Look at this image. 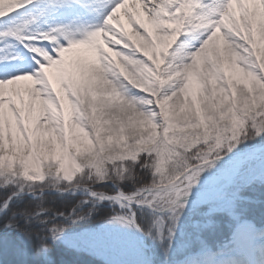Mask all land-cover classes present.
Wrapping results in <instances>:
<instances>
[{
  "label": "snow or ice",
  "instance_id": "obj_1",
  "mask_svg": "<svg viewBox=\"0 0 264 264\" xmlns=\"http://www.w3.org/2000/svg\"><path fill=\"white\" fill-rule=\"evenodd\" d=\"M33 3L0 0V18ZM76 5L95 11L100 22L33 32L34 16L0 31V188L17 189L0 212L26 188L32 192L34 182L63 177L88 189L82 180L120 184L135 181L138 169L151 180L136 191L109 196L88 189L90 195L171 213V246L193 190L204 184L193 207L211 205L205 217L226 212L243 219L249 242L264 237V225L244 219L255 203L245 193L264 186V0H60L62 7ZM224 157L230 193L216 182ZM256 158L261 166L247 169L246 160ZM46 211L20 216L47 225ZM57 215L66 223L49 227L53 241L84 219L75 210ZM109 223L152 234L134 212ZM154 226L159 230L163 220Z\"/></svg>",
  "mask_w": 264,
  "mask_h": 264
},
{
  "label": "rangeland",
  "instance_id": "obj_2",
  "mask_svg": "<svg viewBox=\"0 0 264 264\" xmlns=\"http://www.w3.org/2000/svg\"><path fill=\"white\" fill-rule=\"evenodd\" d=\"M34 16L36 17L35 22L28 24V29L33 32L47 31L49 28L58 25L70 26L75 31L78 28L94 25L100 22L101 19L95 11L86 10L78 5L62 7L60 6V0H34L33 4L0 18V31H6L10 27H23L24 22L31 20ZM124 26L128 32L134 31V25L130 24L127 19L124 21ZM82 54L86 55L87 53L82 52ZM9 63H16V61H9ZM258 149V147L251 148L247 151L256 152ZM223 160L224 163L217 162V167L221 169L216 177L217 187L223 189L226 193H230L234 185H229L223 176V169L229 163L227 157H224ZM45 163H47V160ZM261 163L262 161L258 158L246 160L247 169H257L261 166ZM64 164L66 167L71 168L72 160L65 157ZM48 182L65 183L66 188L73 186L72 183L65 181L63 177H59L49 178L43 184L34 182L33 187L42 186ZM90 182L95 183V181ZM93 185L97 184L88 185V189L98 191L92 188ZM205 187L206 185L201 184L193 190L187 207L183 210L176 227L173 229L171 246L167 238L168 229L172 224L171 213L167 211L154 213L151 212L152 209L138 205L134 201L131 202L134 206H131L129 210L126 207L121 209L115 202L111 200L100 201L98 198L92 197L88 189L80 187L83 192L88 194L81 199L80 204L104 205L110 210L109 216L102 223L92 228L72 234H64L60 241L76 252H83L98 259L102 264H206L209 260L213 261L214 264H264V237L257 236L249 242L241 227L243 219L236 221L226 212L217 213L223 214L225 223L230 225V239L221 242L214 241V248L202 246L199 249L195 247V243L203 244V240H198L200 237L198 234L199 229L211 230L213 218L216 214L205 217L204 213H200L198 207L206 205L207 212L211 206L209 204L200 203L193 207V204L199 198V193L204 191ZM29 196L37 197L38 195L31 192ZM85 201L87 202L85 203ZM140 209L149 210L154 215L151 219L146 220L144 224V231L147 232L151 229L152 233L151 236L144 235L143 244L146 247H143L133 227H129L126 223H109V220L116 215L127 217L134 212L136 218V213ZM157 217L163 220V226L159 230L154 226ZM244 219L247 218L244 217ZM209 220L212 221L210 224L208 223ZM161 234L163 239L160 238Z\"/></svg>",
  "mask_w": 264,
  "mask_h": 264
},
{
  "label": "trees",
  "instance_id": "obj_3",
  "mask_svg": "<svg viewBox=\"0 0 264 264\" xmlns=\"http://www.w3.org/2000/svg\"><path fill=\"white\" fill-rule=\"evenodd\" d=\"M243 147V146H239ZM151 180V176L137 169L135 181L125 180L123 183L99 185L98 182H90L87 179L82 180V185H92L95 190L103 193L113 194L115 189L124 193H131ZM50 182L42 186H34L32 193L38 196L24 195L11 200L9 208L0 216V264H102L98 259L91 257L83 252H76L72 248L66 246L59 240L53 241L48 231L49 227L66 223L58 213L71 214L73 210L83 216L84 219L77 221L66 227L64 234H72L92 228L109 216L110 210L104 205H81L80 201L83 197L71 194H40V189H65V183H55V187L48 186ZM112 184V185H110ZM27 188L25 189V191ZM17 191L15 187L0 188V204L3 203L13 192ZM28 191V190H27ZM255 203L247 206L245 218L254 220L257 225L264 224V186L257 184L251 193ZM37 208L46 209L43 218L48 220V224H42L37 219L30 218L29 222L20 216L23 210L33 211ZM206 205L198 207L200 213H206ZM197 210V209H196ZM13 213H16L14 216ZM154 215L149 210L140 209L136 213L137 223L144 229L146 220L151 219ZM224 215L216 213L213 218V227L211 230L199 229V239L203 240V244L195 243V247L209 246L214 248V241H223L230 239V225L225 223ZM14 220L18 227L5 228L4 225ZM23 231L31 233V239L24 237ZM63 234V235H64ZM43 245H47V250Z\"/></svg>",
  "mask_w": 264,
  "mask_h": 264
},
{
  "label": "water",
  "instance_id": "obj_4",
  "mask_svg": "<svg viewBox=\"0 0 264 264\" xmlns=\"http://www.w3.org/2000/svg\"><path fill=\"white\" fill-rule=\"evenodd\" d=\"M227 160H228V158H227ZM72 190H77V194H80V195H88L87 193L81 191L80 189H78V188H76V187H72V188H70V189H67V190H64V191H60V192H64V193H73V194H75L74 192H72ZM47 192H49V191H47V190H42V191H41V193H47ZM53 193H55V192H53ZM26 194H29V193H28V192H23V193H21L20 195L15 196V197H13V198H18V197H20V196H22V195H26ZM109 196H116V195H109ZM13 198H12V199H13ZM101 201H107V199H104V200H101ZM112 201L116 202L115 200H112ZM121 202H125V203L127 204L128 210L130 209L131 206H134V204H132V203H128L126 200H121L120 202H116V203L119 205V208H122V207H120V206H121V204H120ZM3 213H4V211H3V212H0V216H1ZM126 216H127V215H126ZM127 217H128V216H127ZM133 228H134V230L136 231V233L138 234V237H139L140 242L142 243L143 247H146V246L143 244V241H144V239H145L144 234H143L142 232L138 231L135 227H133Z\"/></svg>",
  "mask_w": 264,
  "mask_h": 264
},
{
  "label": "bare ground",
  "instance_id": "obj_5",
  "mask_svg": "<svg viewBox=\"0 0 264 264\" xmlns=\"http://www.w3.org/2000/svg\"><path fill=\"white\" fill-rule=\"evenodd\" d=\"M82 55H84V54H82ZM87 55H89V54L87 53L85 56H87Z\"/></svg>",
  "mask_w": 264,
  "mask_h": 264
}]
</instances>
